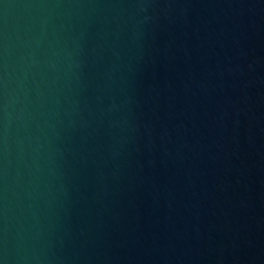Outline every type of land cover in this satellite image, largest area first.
I'll return each mask as SVG.
<instances>
[{
	"label": "water",
	"instance_id": "water-1",
	"mask_svg": "<svg viewBox=\"0 0 264 264\" xmlns=\"http://www.w3.org/2000/svg\"><path fill=\"white\" fill-rule=\"evenodd\" d=\"M0 264H264V0H0Z\"/></svg>",
	"mask_w": 264,
	"mask_h": 264
}]
</instances>
